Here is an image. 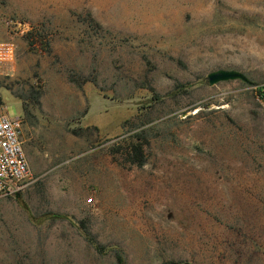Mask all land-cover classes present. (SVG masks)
<instances>
[{
    "label": "rangeland",
    "instance_id": "1",
    "mask_svg": "<svg viewBox=\"0 0 264 264\" xmlns=\"http://www.w3.org/2000/svg\"><path fill=\"white\" fill-rule=\"evenodd\" d=\"M10 38L30 174L0 197V264H264V0H0Z\"/></svg>",
    "mask_w": 264,
    "mask_h": 264
},
{
    "label": "built area",
    "instance_id": "2",
    "mask_svg": "<svg viewBox=\"0 0 264 264\" xmlns=\"http://www.w3.org/2000/svg\"><path fill=\"white\" fill-rule=\"evenodd\" d=\"M16 56L15 40H0V65L12 64ZM21 125L22 117L11 116L0 97V197L17 195L29 178V161L21 139Z\"/></svg>",
    "mask_w": 264,
    "mask_h": 264
},
{
    "label": "trees",
    "instance_id": "3",
    "mask_svg": "<svg viewBox=\"0 0 264 264\" xmlns=\"http://www.w3.org/2000/svg\"><path fill=\"white\" fill-rule=\"evenodd\" d=\"M259 92H262L259 90ZM262 98L264 99V95L261 94ZM32 97L35 99V103L39 102L40 99V92H36L35 95H32ZM156 99V98H155ZM158 99V98H157ZM27 109V108H26ZM28 112V110H27ZM28 117H32L31 113H27ZM138 140H145V138L141 135L136 136ZM147 142V141H146ZM128 158L131 164L137 165L139 167L143 166L147 159L145 155V147H144V142L143 141H136L133 142L130 145V148L127 152ZM21 194L18 193V195ZM31 220L35 224H42L46 221H57V220H67L72 226L76 227L81 235L92 245V247L95 249L96 252L101 254V256H105L106 254V248L104 245H102L90 232L88 229V226L85 221L83 220H76L73 216L59 213V212H53V211H48L42 215L39 216H34L31 215ZM116 259H117V264H127L126 256L123 254L122 251L118 250L116 252Z\"/></svg>",
    "mask_w": 264,
    "mask_h": 264
},
{
    "label": "water",
    "instance_id": "4",
    "mask_svg": "<svg viewBox=\"0 0 264 264\" xmlns=\"http://www.w3.org/2000/svg\"><path fill=\"white\" fill-rule=\"evenodd\" d=\"M207 78H208L209 84L212 86L220 82L231 81V80H242L248 84H251V85L253 84V81H251L247 77V75H245L241 71L234 70V69H219V70L209 73ZM263 95H264V91H263Z\"/></svg>",
    "mask_w": 264,
    "mask_h": 264
}]
</instances>
